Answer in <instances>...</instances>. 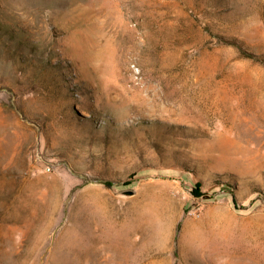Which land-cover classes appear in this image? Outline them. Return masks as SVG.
Wrapping results in <instances>:
<instances>
[{
    "label": "rangeland",
    "instance_id": "rangeland-1",
    "mask_svg": "<svg viewBox=\"0 0 264 264\" xmlns=\"http://www.w3.org/2000/svg\"><path fill=\"white\" fill-rule=\"evenodd\" d=\"M263 103L264 0H0V264H264Z\"/></svg>",
    "mask_w": 264,
    "mask_h": 264
},
{
    "label": "bare ground",
    "instance_id": "bare-ground-1",
    "mask_svg": "<svg viewBox=\"0 0 264 264\" xmlns=\"http://www.w3.org/2000/svg\"><path fill=\"white\" fill-rule=\"evenodd\" d=\"M260 112L263 115L262 121H259V122L257 121L255 123H252V126L254 127V129H256L259 132H261L262 137L264 138V103L260 107ZM261 114L258 113V115H261ZM250 120L251 119H248V120L245 119V123L251 122ZM256 149H257V152H258V156H261V154L264 155V151H263V149H264V140H262L261 142H259L258 148H256ZM66 261H67V259H66Z\"/></svg>",
    "mask_w": 264,
    "mask_h": 264
},
{
    "label": "trees",
    "instance_id": "trees-1",
    "mask_svg": "<svg viewBox=\"0 0 264 264\" xmlns=\"http://www.w3.org/2000/svg\"><path fill=\"white\" fill-rule=\"evenodd\" d=\"M107 185L109 186H112V183L111 182H106ZM192 193L195 195V196H201L203 195V193L198 189V188H194L192 189ZM211 198V196H209ZM231 205L233 207L234 210H240L238 205H237V201H236V198L235 196H231Z\"/></svg>",
    "mask_w": 264,
    "mask_h": 264
},
{
    "label": "water",
    "instance_id": "water-1",
    "mask_svg": "<svg viewBox=\"0 0 264 264\" xmlns=\"http://www.w3.org/2000/svg\"><path fill=\"white\" fill-rule=\"evenodd\" d=\"M132 193H133V192L130 191V190H127V191L124 192V194H126V195H131Z\"/></svg>",
    "mask_w": 264,
    "mask_h": 264
}]
</instances>
